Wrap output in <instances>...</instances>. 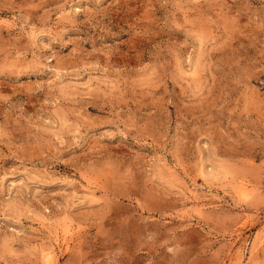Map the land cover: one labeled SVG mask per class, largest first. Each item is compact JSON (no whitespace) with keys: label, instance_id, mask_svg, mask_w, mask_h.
Segmentation results:
<instances>
[{"label":"rangeland","instance_id":"1","mask_svg":"<svg viewBox=\"0 0 264 264\" xmlns=\"http://www.w3.org/2000/svg\"><path fill=\"white\" fill-rule=\"evenodd\" d=\"M0 264H264V0H0Z\"/></svg>","mask_w":264,"mask_h":264},{"label":"bare ground","instance_id":"2","mask_svg":"<svg viewBox=\"0 0 264 264\" xmlns=\"http://www.w3.org/2000/svg\"><path fill=\"white\" fill-rule=\"evenodd\" d=\"M259 238V237H258ZM63 243V242H62ZM66 244V243H65ZM256 247V246H255ZM66 249V248H65ZM44 254V253H43ZM47 254V253H46Z\"/></svg>","mask_w":264,"mask_h":264}]
</instances>
